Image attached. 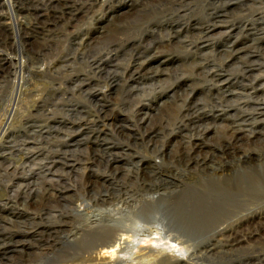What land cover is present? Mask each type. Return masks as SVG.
Wrapping results in <instances>:
<instances>
[{"label":"bare ground","instance_id":"obj_1","mask_svg":"<svg viewBox=\"0 0 264 264\" xmlns=\"http://www.w3.org/2000/svg\"><path fill=\"white\" fill-rule=\"evenodd\" d=\"M57 2L62 5L65 15L72 16L75 8L72 9L71 1ZM48 4L51 5L49 2ZM176 4V0L166 4L154 20L150 17L156 13V6L147 5L146 10L136 11L131 17L121 15L125 18L123 22L127 24L126 27L122 22L105 36L99 31L102 35L97 38H88L87 35L80 43L75 39L81 55L100 56L94 61L91 59L97 68L110 60L118 59L119 51L135 53L136 60L134 59L126 83L139 85L128 86L125 83L126 102L134 100L135 95L139 98L136 93L163 89L167 80L162 81L161 78L166 76L176 77V83L187 86L191 93H186L181 98V116H174L175 122L171 120L163 123L162 119V123H157L149 112H144L145 109L139 110L140 122L147 127V136L153 138L150 135H156V131L158 135L169 130L177 134L180 141L176 143L174 150L168 152L155 149L154 154L160 159L158 163L141 161L142 180L132 179L121 186L115 184L111 195L98 194L91 197L92 205H86L89 212L69 211L65 216L73 220V225L74 221L78 223L75 230H34V238L40 231H48L51 235L65 234L60 243L56 244L59 247L57 253L38 264H264V234L260 233L261 230H238V227L242 228L253 218L264 220V166L261 161L262 165H255L258 160H264V13L257 12L258 8L264 7V0H212L203 18L195 19L189 28L191 33L183 37L182 34L186 31L183 32V28L175 25L177 21L173 18L174 12L178 14V10H173ZM12 5L14 7L13 0H3L1 4L7 8ZM138 6L143 8L144 4L140 5L139 0H129L126 8L128 10L129 7L133 9ZM36 8L38 7L32 10V15L37 17L36 23L32 30L25 32L34 40L40 32L45 31L47 22H56L54 15L42 22L43 14L38 17ZM232 8L239 9L241 13L254 12L252 19L242 18L235 25L232 20L237 21L240 16L231 14L229 11ZM151 22L156 24L155 27L160 26L162 33L153 41L147 39L149 42L141 47L140 39L146 29L144 26ZM140 23L143 24L139 25ZM4 26L0 23V29L3 28L0 48L6 45V40L2 38L6 32ZM150 33L154 35L155 28ZM215 33L223 40L217 48L208 45ZM241 34L245 35L244 38H250V43L244 38L239 40ZM159 36H162V41ZM165 40L174 46H181L184 52L186 50L185 60L189 58L190 63L177 69L178 74L182 75L184 71L189 72V76L177 77V70L168 71L165 67L173 59L166 60L164 51L154 53V45ZM26 44L27 46L16 45V51L19 54L29 53L32 47L27 41ZM70 57L65 56L55 66L49 65L46 70L56 72L66 67L69 69L72 60ZM105 57L109 59L104 61ZM10 58L0 49L2 63L17 65L13 68L15 88L12 97L10 96L11 111L0 127L2 137L12 138L13 132L9 127L12 119L19 113V102L23 101L27 76L24 73L25 61ZM38 71L39 69L35 70V73H39ZM189 79L193 84L188 85ZM83 84L69 86L70 92L82 93V89L86 87ZM198 87L206 91V99L193 100ZM162 92L157 93L158 99L162 100ZM88 96L95 100L99 114L102 113L106 104L101 103L95 93ZM72 109L67 110L68 115L83 113L75 106ZM82 120L79 122L82 123ZM28 123L24 131L17 132L22 138L30 140L26 139L22 144V152L29 157L33 145L40 143L36 139L38 135L42 139L45 134L49 136V133L38 132L35 130L36 126H28ZM153 123L155 125H151ZM91 124L85 122L79 128V133L89 130ZM107 125V122L104 123L106 128ZM75 126L76 124L72 129ZM75 138L77 137H72L70 141ZM39 156L37 154L34 157ZM48 164L44 171L35 174L38 178L50 175L55 162L52 160ZM183 175L187 179H182ZM177 179L184 183L179 185ZM61 193L63 192L59 194L61 200L71 201L66 196L67 193L65 196ZM65 216L62 214V217ZM19 234L22 238L25 232L20 231ZM40 247H30L35 250L34 258L46 257L48 248ZM31 261L28 260V264Z\"/></svg>","mask_w":264,"mask_h":264},{"label":"rangeland","instance_id":"obj_2","mask_svg":"<svg viewBox=\"0 0 264 264\" xmlns=\"http://www.w3.org/2000/svg\"><path fill=\"white\" fill-rule=\"evenodd\" d=\"M2 1L0 0V6ZM57 1L13 0L14 7L13 5L9 8L0 7V23L5 25L4 29L6 30L4 37L2 36L6 40V45L0 49L7 53L8 57H11L10 59L25 61L26 69L24 73L27 76L23 88V101L19 102V113L12 119L9 127V130L13 132V136L11 138L0 135V155H3L0 157V264H28V260H32L31 264H38L51 259V256L55 255L59 249L56 244L60 243L65 234L51 235L48 231H40L34 238V230H75L78 223L74 221L75 224L73 225V220L65 216L69 214V211L89 212L86 205H92L91 197L98 194L111 195L115 184L121 186L129 183V180L132 179L142 180L141 161L152 164L158 163L160 159L155 156L154 150H165L167 152L174 150V146L178 144L180 138L177 134L169 132V130L158 135L156 131V135H150L153 138L147 136V127L140 122L139 110L145 109L144 112H149L157 123H162V119H164L163 123L171 120L173 122L174 116L176 118L181 116H179V108L183 102L181 98L186 96V93H191L187 86L176 83V77L174 79V76L173 78L166 76L161 78L162 81L167 80V84L163 89H159L157 92L148 90L144 94L141 92L136 93L139 94V98L135 95L134 100L126 102V85H139L133 82L126 83L134 59L136 60L135 53L132 51L130 53L119 51L118 59L110 60L105 65L97 68L93 61L100 56L97 54L81 55L80 47L75 44V39H78L77 42L80 43L87 35L88 38H97V36L102 35L100 32L104 34L103 36L107 35L109 31L117 28V24L119 25L124 21L125 15L131 17L136 11L146 10L147 5L156 6V9L154 8L156 13L150 17L154 20L166 4L168 5L175 0H146L147 2L139 0L140 5L143 3L145 7L138 6L133 9L129 7L128 10L126 7L129 5V0H68L73 5L72 9L75 8L71 14L72 16L65 15L62 5L58 4ZM176 1L178 4L173 7V10H178V14L174 12L175 14L172 16L176 18L177 23L175 25L183 28L181 29L183 32L186 31L182 34L183 37L185 34L191 33L189 28H191L194 21L203 18L207 11L206 8L212 0ZM48 2L51 4L50 6ZM46 5L49 7L47 6V8ZM35 7H38L36 8L38 17L43 14L42 22L46 21L45 19L48 21L53 15L56 22H47L45 31L40 32L34 40L25 32L32 30L36 23L37 17L32 15V10ZM183 8L188 12L183 11ZM229 12L240 16L237 21L232 20L235 25L242 18L252 19L254 14L250 11L241 13L236 8L230 9ZM257 12L259 14L264 13V7L258 8ZM186 14L187 17H185ZM99 19L100 21H98ZM123 23L126 27L127 24ZM141 24L143 23L139 25ZM155 25L151 22L149 25L144 26L146 29H144L145 33L140 39L141 47L149 42L147 39L153 41L162 33H160L162 28L160 26L155 27ZM235 27L238 28L239 26ZM154 28L155 34L152 35L150 31ZM2 29H0V35H3ZM243 36L245 35L243 34ZM243 36L241 34L239 40H242ZM159 37L162 41V36ZM243 40L248 41V43L251 41L250 38H244ZM26 41L31 44L30 47L32 48H28L30 52L19 54L16 51V45L27 46ZM222 41L219 34L215 33L208 45L217 48L220 43H223ZM154 47V53L164 51L166 60L173 59L165 66L168 71L177 70L178 74V69H181L183 64L187 66L190 63L189 58L185 60L186 50L184 52L181 46H174L165 40L162 43H156ZM191 52V49H189V53ZM67 55H70V59H72L69 64L70 70L68 67L56 72L46 70L49 65L55 66L58 60ZM106 59H109V57H105L104 61ZM16 66H11L6 62L0 63V127L4 125V119L11 111V107H9L11 94L15 88L13 68ZM38 69L39 73H35V70ZM183 72L182 75L179 73L176 76L182 77L190 74L189 72ZM189 80L188 85L193 84V81ZM82 84L86 86L82 89V93L70 92L69 86ZM145 86L148 87V85ZM196 91L193 100L195 98L198 100L206 99V91L200 87ZM159 92H162V100L158 99L159 94L157 93ZM90 93L98 95L101 103L106 104L102 113L99 114L95 100L90 99V96H88ZM143 105L146 107H142ZM73 106L83 113L77 115V112H73L75 114L68 115L67 110H73ZM80 120H82V123L84 121L92 123L89 130L79 133V128L85 123H80ZM106 122L108 123L107 128L104 126ZM27 123L28 126H36L35 130L38 132L49 133V136L45 134L42 139L38 135L36 139L40 140V143L33 145L29 157L22 152L23 141H26L27 138H22L19 133L24 131ZM75 124V128L72 129ZM124 128L126 129L124 130ZM72 137L77 138L70 141ZM27 141L30 140L27 139ZM37 154L38 156L40 154V156L35 158L34 156H37ZM52 160L55 164L50 170V175L47 178H38L35 174L44 171L45 166L49 165L48 163ZM260 161L264 166V160H258L255 165H262ZM182 179H187L186 175H183ZM177 183L181 185L184 182L177 179ZM28 185L29 188H27ZM60 192H63L61 193L63 196L67 193L66 196H69L71 201L64 200V202L61 200L59 198ZM62 214L65 217H62ZM243 227H238V230H261L260 233L264 234V220L262 218H253L247 221ZM22 230L25 235L21 238L19 232H23ZM33 240H35V243H33ZM52 245L53 249H51ZM32 246L38 248L41 246L42 249L47 247L46 257L34 258L35 250L30 248Z\"/></svg>","mask_w":264,"mask_h":264}]
</instances>
